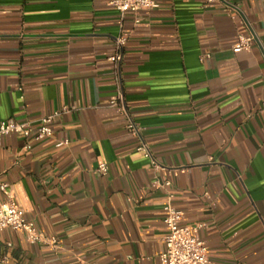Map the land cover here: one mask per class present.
Wrapping results in <instances>:
<instances>
[{
	"label": "crops",
	"instance_id": "obj_1",
	"mask_svg": "<svg viewBox=\"0 0 264 264\" xmlns=\"http://www.w3.org/2000/svg\"><path fill=\"white\" fill-rule=\"evenodd\" d=\"M156 1L121 13L109 0H0V122L31 128L3 138L1 181L58 238L0 230L1 263L162 264L170 200L183 224L204 225L215 264H264V0ZM239 33L250 50H233ZM53 113V136L35 139Z\"/></svg>",
	"mask_w": 264,
	"mask_h": 264
},
{
	"label": "built area",
	"instance_id": "obj_2",
	"mask_svg": "<svg viewBox=\"0 0 264 264\" xmlns=\"http://www.w3.org/2000/svg\"><path fill=\"white\" fill-rule=\"evenodd\" d=\"M208 5L216 3H223L229 9V4L226 0H205ZM109 4L121 13L127 11L137 12L144 9H150L158 5L156 0H109ZM126 42L125 37H120L118 40L119 46L124 45ZM254 36L252 34L245 35L238 34L237 42L233 45V50L238 52L242 50H250L253 46ZM111 59L116 63H120L122 54L120 51L115 53ZM113 106L121 108L122 113L126 117L127 129L133 135H139L141 128L132 119L130 112L126 106V101L123 93L118 91L117 95L111 100ZM264 111V102L260 107ZM57 113L48 115L42 119L34 138L37 140L47 139L54 134V120ZM23 133L30 136L31 128L27 122L18 121L14 118H8L0 122V145L5 136ZM68 144V141H59L57 146ZM138 150L142 151L146 158H149L155 167L159 168L154 160L152 153L146 143H141ZM108 166L102 163L98 167V171L105 174ZM172 185V181L166 179L165 181L156 180L154 186L168 189ZM8 185L1 181L0 175V230L10 228L15 231L23 233L27 240L31 243H47L50 245H57L58 238L56 236H47L37 230L33 221L27 219L25 210L20 207L8 194ZM6 196V199L2 198ZM171 197V195H170ZM165 217L164 221L168 227V233L164 238L165 251L160 254L162 264H215L210 258L208 245L205 240L201 239L199 235L200 229L204 226L199 225H186L182 223L183 212L174 207L169 200L164 205Z\"/></svg>",
	"mask_w": 264,
	"mask_h": 264
},
{
	"label": "water",
	"instance_id": "obj_3",
	"mask_svg": "<svg viewBox=\"0 0 264 264\" xmlns=\"http://www.w3.org/2000/svg\"><path fill=\"white\" fill-rule=\"evenodd\" d=\"M0 264H3V263L0 262Z\"/></svg>",
	"mask_w": 264,
	"mask_h": 264
}]
</instances>
